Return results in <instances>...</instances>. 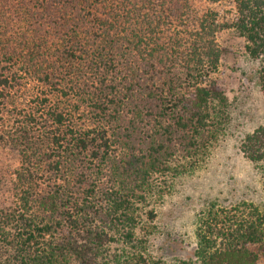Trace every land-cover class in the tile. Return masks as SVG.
<instances>
[{
    "label": "trees",
    "instance_id": "trees-1",
    "mask_svg": "<svg viewBox=\"0 0 264 264\" xmlns=\"http://www.w3.org/2000/svg\"><path fill=\"white\" fill-rule=\"evenodd\" d=\"M232 3L218 23L190 0H0V151L20 158L13 179L0 177L12 197L0 201V264H145L104 252L134 241L170 163L195 167L219 136L217 31L243 40L264 96V0ZM239 151L264 159V125ZM194 234L195 264L264 255V213L251 203L209 204Z\"/></svg>",
    "mask_w": 264,
    "mask_h": 264
},
{
    "label": "rangeland",
    "instance_id": "rangeland-1",
    "mask_svg": "<svg viewBox=\"0 0 264 264\" xmlns=\"http://www.w3.org/2000/svg\"><path fill=\"white\" fill-rule=\"evenodd\" d=\"M190 3L198 15L208 12L218 23L230 18L233 5L232 0ZM214 39L222 55L209 76L227 98L222 130L195 167L188 168L186 161L177 157L168 173L155 179L157 188L139 206L134 241L126 246L118 239L109 242L106 260L134 252L141 254L145 264H195L196 223L209 204L229 208L247 202L264 213V159L251 163L239 151L243 137L264 125V96L256 81L258 64L247 58L243 40L232 31L219 30ZM19 160L15 150L0 151V177L13 179ZM11 200L10 194H0V201ZM257 264H264V255Z\"/></svg>",
    "mask_w": 264,
    "mask_h": 264
}]
</instances>
